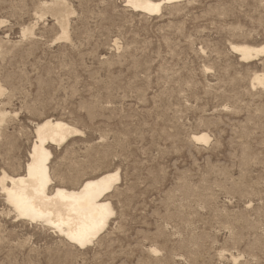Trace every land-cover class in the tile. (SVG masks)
<instances>
[{
	"label": "rangeland",
	"instance_id": "374dc122",
	"mask_svg": "<svg viewBox=\"0 0 264 264\" xmlns=\"http://www.w3.org/2000/svg\"><path fill=\"white\" fill-rule=\"evenodd\" d=\"M44 1L0 0V173L23 170L34 124L53 117L82 130L50 147L56 183L120 180L108 227L84 247L14 215L0 190V264H264V86L251 84L264 54L242 61L230 46L264 45V0L158 15L62 0L70 41Z\"/></svg>",
	"mask_w": 264,
	"mask_h": 264
},
{
	"label": "bare ground",
	"instance_id": "6f19581e",
	"mask_svg": "<svg viewBox=\"0 0 264 264\" xmlns=\"http://www.w3.org/2000/svg\"><path fill=\"white\" fill-rule=\"evenodd\" d=\"M179 1L181 0H123V3L124 6L133 11L146 15H158L162 12L164 5ZM41 6L51 14L56 15L54 17L60 28V35L56 39L70 41L69 17L67 16L69 11L64 1H44L41 2ZM48 11L46 13H49ZM44 13L40 12L39 17L42 18ZM21 35V37L33 36V26L23 28ZM114 44H117L115 40ZM230 44L231 49L239 55L242 61H249L264 54V45ZM251 84L252 86L255 84L264 86V74L255 73ZM5 90L6 87L0 82V95L4 94ZM8 113L10 114V112ZM8 113L0 108V122L4 121ZM33 133L35 138L31 142V147L29 146L28 159L23 170L10 174L5 171L0 173V190L4 201L15 213L14 215L51 228L57 236L70 244L76 247H84L106 230L109 220L114 214L110 193L120 180L119 169H107L87 175L84 179L70 185L61 182L56 183L50 167V158L52 157L50 147H57L66 143L69 138L82 134V130L65 120L47 117L34 124ZM192 138L194 142H207L209 136L200 132L194 134ZM70 236H83L87 239L81 246L76 239H70ZM150 251L156 253L157 249L150 247ZM236 257L231 255L234 261L237 260Z\"/></svg>",
	"mask_w": 264,
	"mask_h": 264
},
{
	"label": "snow or ice",
	"instance_id": "6c2138e0",
	"mask_svg": "<svg viewBox=\"0 0 264 264\" xmlns=\"http://www.w3.org/2000/svg\"><path fill=\"white\" fill-rule=\"evenodd\" d=\"M70 239H76L77 242L80 243L81 246H83V244H84V242H85V240L87 238L86 237H83V236H81V237H73V236H70Z\"/></svg>",
	"mask_w": 264,
	"mask_h": 264
}]
</instances>
